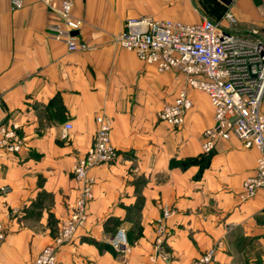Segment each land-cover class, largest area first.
I'll list each match as a JSON object with an SVG mask.
<instances>
[{
	"label": "crops",
	"instance_id": "crops-1",
	"mask_svg": "<svg viewBox=\"0 0 264 264\" xmlns=\"http://www.w3.org/2000/svg\"><path fill=\"white\" fill-rule=\"evenodd\" d=\"M21 2L13 8L0 0V124L17 127L26 145L0 152V264H33L69 217L78 190L73 165L93 143L98 115L111 120L116 158L90 171L87 222L59 249L56 264H192L214 247L210 264H264V188L242 196L259 152L232 137L202 153L213 110L200 92L190 91L193 107L181 127L159 122L184 77L160 73L114 44L128 20L216 17L229 26L226 13L234 32L264 41V0L77 1L79 39L93 48L77 52L48 38L54 13L37 0ZM162 208L171 211L165 259L151 260ZM119 228L127 235L121 253L108 244Z\"/></svg>",
	"mask_w": 264,
	"mask_h": 264
},
{
	"label": "built area",
	"instance_id": "built-area-1",
	"mask_svg": "<svg viewBox=\"0 0 264 264\" xmlns=\"http://www.w3.org/2000/svg\"><path fill=\"white\" fill-rule=\"evenodd\" d=\"M57 19L49 23L46 33L49 39L62 43L69 52L88 51L80 41L82 20L73 16V7L83 0H37ZM13 8L22 6L21 0H11ZM222 21L208 17L186 24L173 20H156L143 16L128 20L114 38L116 47L133 53L146 65L158 72H175L184 77V84L174 99L158 112L159 122L171 127H181L187 113L193 107L190 91L203 93L213 110V125L202 132L201 151L211 153L217 143L236 138L244 149H256L259 156L254 174L242 185V196L253 198L264 188V114L261 101L264 96V41L241 35L230 26L234 17L226 13ZM73 33H77L73 35ZM97 125L93 143L87 152L73 165V179L78 184L74 205L69 217L60 226L54 240L36 256L33 264H56L59 249L73 240L77 231L85 226L88 206L93 198L94 179L90 171L107 165L116 158L111 144L112 123L105 115L95 117ZM64 126V136L71 129ZM26 150L17 127L0 124V152L20 153ZM171 211L161 209V217L155 224V256L165 259L163 244L168 236L166 220ZM6 237V228L0 221V247ZM111 249L125 252L127 237L119 228L108 240ZM219 246V245H217ZM216 248H211L192 264H210Z\"/></svg>",
	"mask_w": 264,
	"mask_h": 264
},
{
	"label": "rangeland",
	"instance_id": "rangeland-1",
	"mask_svg": "<svg viewBox=\"0 0 264 264\" xmlns=\"http://www.w3.org/2000/svg\"><path fill=\"white\" fill-rule=\"evenodd\" d=\"M224 16H225V15H224ZM215 18H216V17H215ZM215 18H211V19L214 20V21L219 20V19H215ZM221 19H222V17H221ZM233 25H235V24H233ZM155 224H156V222L154 223V232H155ZM59 229H60V228H59ZM58 231H59V230H58ZM57 234H58V232H57ZM57 234H56V235H57ZM56 235H55V237H56ZM55 237H54V238H55ZM167 237H168V236H167ZM54 238L52 239V241L54 240ZM166 240H167V238H166ZM166 240H165V241H166ZM52 241H51V242H52ZM165 241H164V244H165ZM154 242H155V240H154ZM164 244H163V250H164ZM153 248H154V247H153ZM163 252H164V251H163ZM202 255H203V254H202ZM197 259H198V258H197Z\"/></svg>",
	"mask_w": 264,
	"mask_h": 264
},
{
	"label": "water",
	"instance_id": "water-1",
	"mask_svg": "<svg viewBox=\"0 0 264 264\" xmlns=\"http://www.w3.org/2000/svg\"><path fill=\"white\" fill-rule=\"evenodd\" d=\"M225 5H228L230 3V0H220ZM77 33H73V35H76Z\"/></svg>",
	"mask_w": 264,
	"mask_h": 264
},
{
	"label": "trees",
	"instance_id": "trees-1",
	"mask_svg": "<svg viewBox=\"0 0 264 264\" xmlns=\"http://www.w3.org/2000/svg\"><path fill=\"white\" fill-rule=\"evenodd\" d=\"M126 237H127V235H126Z\"/></svg>",
	"mask_w": 264,
	"mask_h": 264
}]
</instances>
